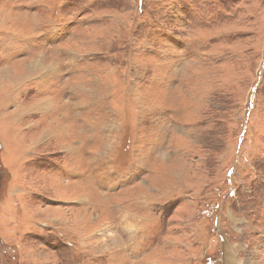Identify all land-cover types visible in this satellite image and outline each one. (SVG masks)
Listing matches in <instances>:
<instances>
[{"label":"rangeland","instance_id":"rangeland-1","mask_svg":"<svg viewBox=\"0 0 264 264\" xmlns=\"http://www.w3.org/2000/svg\"><path fill=\"white\" fill-rule=\"evenodd\" d=\"M0 264H264V0H0Z\"/></svg>","mask_w":264,"mask_h":264},{"label":"bare ground","instance_id":"bare-ground-1","mask_svg":"<svg viewBox=\"0 0 264 264\" xmlns=\"http://www.w3.org/2000/svg\"><path fill=\"white\" fill-rule=\"evenodd\" d=\"M229 248H230V247H228V250H229ZM226 251H227V250H226ZM225 259L227 260V262H228V261L230 262V261H233V260H234V259H231V258H230V253H228V254L226 255Z\"/></svg>","mask_w":264,"mask_h":264}]
</instances>
